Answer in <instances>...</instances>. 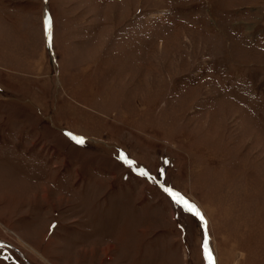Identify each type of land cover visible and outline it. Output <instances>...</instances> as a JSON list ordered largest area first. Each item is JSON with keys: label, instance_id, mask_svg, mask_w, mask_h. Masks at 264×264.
Wrapping results in <instances>:
<instances>
[{"label": "rangeland", "instance_id": "374dc122", "mask_svg": "<svg viewBox=\"0 0 264 264\" xmlns=\"http://www.w3.org/2000/svg\"><path fill=\"white\" fill-rule=\"evenodd\" d=\"M0 242L264 264V0H0Z\"/></svg>", "mask_w": 264, "mask_h": 264}, {"label": "snow or ice", "instance_id": "6c2138e0", "mask_svg": "<svg viewBox=\"0 0 264 264\" xmlns=\"http://www.w3.org/2000/svg\"><path fill=\"white\" fill-rule=\"evenodd\" d=\"M72 139H74L75 142L78 143V144H83L84 143V140L81 137H74L73 136ZM120 159H122L129 166H131L134 163L133 161L129 160L127 158V156L124 155L123 153L121 154ZM140 174L141 175H146V173L143 172V171H141ZM166 191L169 192V195H171L173 197L174 201L177 204H182L187 211L192 212L194 215L198 216L203 221L202 214L199 212L198 209H196V207L194 205L190 204L188 201L184 200L182 197H179V195L177 193L172 192L170 189H166ZM209 260H211V254L210 253H209Z\"/></svg>", "mask_w": 264, "mask_h": 264}, {"label": "water", "instance_id": "95a60500", "mask_svg": "<svg viewBox=\"0 0 264 264\" xmlns=\"http://www.w3.org/2000/svg\"><path fill=\"white\" fill-rule=\"evenodd\" d=\"M1 245H4V244L0 242V246H1ZM17 254H18V253H17ZM18 255H19V254H18ZM19 256H20V255H19Z\"/></svg>", "mask_w": 264, "mask_h": 264}, {"label": "flooded vegetation", "instance_id": "af4514ba", "mask_svg": "<svg viewBox=\"0 0 264 264\" xmlns=\"http://www.w3.org/2000/svg\"><path fill=\"white\" fill-rule=\"evenodd\" d=\"M6 248H8V247L6 246ZM24 264H27V263L24 262Z\"/></svg>", "mask_w": 264, "mask_h": 264}]
</instances>
